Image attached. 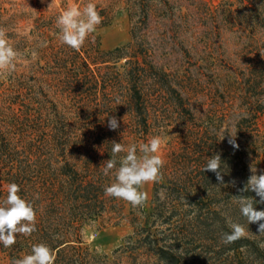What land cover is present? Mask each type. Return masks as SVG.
Listing matches in <instances>:
<instances>
[{
    "label": "rangeland",
    "instance_id": "obj_1",
    "mask_svg": "<svg viewBox=\"0 0 264 264\" xmlns=\"http://www.w3.org/2000/svg\"><path fill=\"white\" fill-rule=\"evenodd\" d=\"M88 2L105 13L106 25H98L95 31L102 50L121 48L132 41L134 21L127 0H0V28L7 30L9 42L21 53L15 71L0 73L1 127L7 120L1 110L4 96L45 94L54 100L61 96L60 83L49 75V49L59 35L56 17L68 6L82 8ZM140 3L148 14V24L141 32L148 52L138 58L144 69L141 84L146 119L136 116L120 88L115 103L100 102L95 125L109 130L107 118L115 116L119 128L110 131L119 132L117 138L126 146L135 144L137 148L152 136L162 135L159 154L164 166L158 182L141 187L148 193L144 206L133 207L115 198L116 208L110 214L82 228V247L107 256L106 264H165L147 250L131 253L122 249L135 234L137 220H144L142 211L149 214L169 198L171 179L173 183L177 178L185 180L195 171L192 176L198 180V174L206 172L211 173L204 183L216 195L211 206L218 209L217 217L227 226L230 220L245 224V237L254 245L247 250H229L231 244L222 241L226 231L218 230L202 248L194 250L186 244L175 255L184 264H264V248L259 246L262 242L258 244L264 235H259L257 223L247 225L233 199L251 175L250 166L264 171V0L244 1L243 5L240 0ZM125 62L117 64L120 72L125 71ZM230 135H236L238 148L228 143ZM91 147L89 142L88 150ZM215 153L223 161L224 185H218L215 173L204 171ZM71 159L84 160L80 156ZM7 186L0 181V191ZM252 195L259 200L254 192ZM174 197L172 194V205ZM256 206L264 210V204ZM257 249L259 253H255Z\"/></svg>",
    "mask_w": 264,
    "mask_h": 264
},
{
    "label": "trees",
    "instance_id": "obj_2",
    "mask_svg": "<svg viewBox=\"0 0 264 264\" xmlns=\"http://www.w3.org/2000/svg\"><path fill=\"white\" fill-rule=\"evenodd\" d=\"M240 1L243 5L249 0ZM127 2L134 21L128 45L104 51L95 32L79 51L59 39L52 40L49 75L58 80L62 89L57 100L45 94L1 98V110L7 120L0 126V181L15 182L20 187L19 195L33 203L36 231L30 236L17 235L11 247L0 244V264H12L14 259L30 254L32 246L38 243H45L54 251V264L108 261L107 256H98L82 247L80 232L86 224L99 222L116 208V199L104 192L113 176H105L102 167L103 161L112 155V141L126 146L117 138L119 132L96 129L97 107L104 101L115 103L117 91L122 88L132 111L146 119L141 84L144 69L138 58L148 52L146 38L141 34L148 24V14L141 9L140 0ZM100 15L105 17L103 12ZM106 23L102 20L101 25ZM121 60L126 61L124 72L117 67ZM89 142L91 150L87 148ZM56 151L61 154H55ZM75 154L84 160H72L77 157ZM192 173L185 180H170V199L159 202L149 214L142 211L144 220H137L135 234L122 250L137 253L144 249L165 264H184L175 252L185 249L186 244L196 250L210 243L208 238L218 230L230 232L224 220L217 217L218 209L211 206L216 195L204 183L211 173L201 172L198 180ZM244 194L253 197L252 192ZM6 195L7 190L0 191V203ZM261 242L264 239L258 244ZM253 245L250 238L244 237L231 243L229 250H247Z\"/></svg>",
    "mask_w": 264,
    "mask_h": 264
},
{
    "label": "clouds",
    "instance_id": "obj_3",
    "mask_svg": "<svg viewBox=\"0 0 264 264\" xmlns=\"http://www.w3.org/2000/svg\"><path fill=\"white\" fill-rule=\"evenodd\" d=\"M51 6V4L49 5ZM103 17L97 11V5L88 2L82 8L71 5L56 17V26L59 29L58 39L68 47L79 51L86 39L96 31L102 23ZM35 54V53H33ZM21 53L9 42L5 28H0V73H11L16 69V61ZM108 127L111 130L119 128V121L115 116H109ZM225 135L223 136L224 139ZM164 143L162 135H154L147 142L137 148L135 144L125 146L120 142L112 141V155L103 161L102 172L105 176H115V181L104 189L105 195L122 199L133 207H142L148 200V193L141 190L144 184L158 182L164 159L159 154ZM228 143L238 148L236 135H230ZM123 153L124 155H120ZM204 171L215 173L218 185H224L223 161L219 153H215L207 160ZM251 175L243 188L238 189L239 195L233 196L239 206L241 215L247 225L258 224L259 235H264V210H257L256 204H264V171L250 166ZM235 186V181L231 182ZM254 192L259 200L244 193ZM20 187L15 182L7 186L6 199L0 203V244L5 248L16 243L17 235L30 236L36 231V210L32 202L20 195ZM230 232L222 236L224 244H231L244 238L248 228L237 221H229ZM260 247L264 248V242ZM54 251L45 243L32 246L31 253L12 261V264H54Z\"/></svg>",
    "mask_w": 264,
    "mask_h": 264
}]
</instances>
